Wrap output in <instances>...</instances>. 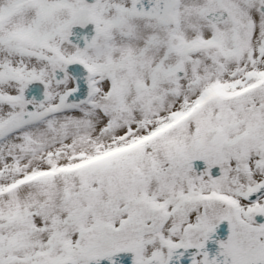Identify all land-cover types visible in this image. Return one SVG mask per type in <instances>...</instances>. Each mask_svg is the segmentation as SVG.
Listing matches in <instances>:
<instances>
[{"label": "snow or ice", "instance_id": "6c2138e0", "mask_svg": "<svg viewBox=\"0 0 264 264\" xmlns=\"http://www.w3.org/2000/svg\"><path fill=\"white\" fill-rule=\"evenodd\" d=\"M0 264H264V0H0Z\"/></svg>", "mask_w": 264, "mask_h": 264}, {"label": "water", "instance_id": "95a60500", "mask_svg": "<svg viewBox=\"0 0 264 264\" xmlns=\"http://www.w3.org/2000/svg\"><path fill=\"white\" fill-rule=\"evenodd\" d=\"M130 259V258H129Z\"/></svg>", "mask_w": 264, "mask_h": 264}]
</instances>
